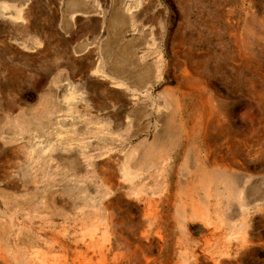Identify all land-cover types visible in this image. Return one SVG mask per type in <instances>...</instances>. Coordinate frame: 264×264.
<instances>
[{
  "label": "rangeland",
  "instance_id": "rangeland-1",
  "mask_svg": "<svg viewBox=\"0 0 264 264\" xmlns=\"http://www.w3.org/2000/svg\"><path fill=\"white\" fill-rule=\"evenodd\" d=\"M72 1L29 0L26 23L9 18L13 9L6 17L0 15V180L26 177L32 188L31 156L23 149L36 142L52 143L84 162V154L102 150L108 143L123 151L145 136L153 140L158 109L168 114V103L178 98L186 110L198 109V116L209 104L211 113H207L212 115L202 123L197 116L189 124L195 126V133L182 144L179 166L187 164L192 169L197 158L210 167L207 157L233 155L234 175L260 185L264 193V0H78L83 11L72 7ZM134 4H139L132 12L137 30L130 24L120 27L123 37L111 51L114 66L118 54L125 52L120 65L126 79L123 84L140 89L144 73L153 70L159 54L165 67L163 81L138 100L125 87L115 85L120 78L114 81L97 72L104 56L102 45L113 31L112 11L119 7L122 12ZM145 109L152 113L149 131L145 130L150 120ZM17 121L27 130L22 145L15 136ZM111 121L117 126L116 135L109 132ZM59 166L60 192L65 197L78 194L66 189L75 187L69 179L74 176L71 167ZM118 166L122 174L123 166ZM133 171L135 186L149 181L143 169ZM125 182L122 179L124 187ZM147 185L154 187L152 180ZM198 196L203 193L199 191ZM145 199L142 192H124L118 203L122 264H185L181 253L187 243L179 241L178 229L166 247L155 233L148 234ZM241 204V199L234 200L231 211L238 214L230 223L224 215L214 217L212 226L201 220L190 223L197 242L196 264H264V197L248 213H243ZM172 212L176 213L175 208ZM244 218L248 227L241 230Z\"/></svg>",
  "mask_w": 264,
  "mask_h": 264
},
{
  "label": "bare ground",
  "instance_id": "bare-ground-1",
  "mask_svg": "<svg viewBox=\"0 0 264 264\" xmlns=\"http://www.w3.org/2000/svg\"><path fill=\"white\" fill-rule=\"evenodd\" d=\"M7 1L1 0L0 15L6 17L7 11L13 9L9 18L26 23L29 0H20L18 4ZM70 5L83 11V5L78 0H73ZM138 7L139 4L126 5L122 12L119 7L112 11L110 31H113L108 32V40L102 45L104 56L97 72L114 81L120 78L121 82L115 83L118 87H125L123 80L126 79L121 76L120 65L124 63L127 54H118L115 59L117 66H114L111 51L117 47L122 36L121 26L130 24L133 30H137L136 18L132 12ZM124 14L131 16L126 18ZM158 61L148 75L144 73L143 89L129 85L125 87L133 94L134 100H138L139 95H148L153 84L163 81L165 67L162 66V54H159ZM167 91L165 90V94L171 95ZM69 100L72 101V98ZM208 105H205L201 116H198V109L194 106L190 112V109H185L181 99L172 98L168 103V114L161 112L164 109H158L160 116L153 140L145 136L139 143L123 151L119 146L108 143L102 150L92 149L90 153L84 154V162H79L77 156L70 155L68 150L59 149L52 143L42 146L36 142L30 149H23L30 152L31 156L28 176L32 188L27 186L29 181L26 177L19 181L0 180V264H122L118 203L123 201L124 192L144 193L148 234L155 233L163 242V247H166V244L169 245V237H174V229H178L179 241L187 243V250L182 249L181 253L185 264L192 260L196 264L199 256L194 249L197 242L192 239L189 231L191 222L201 220L212 226L216 222L214 217L224 215V219L230 223L238 214L231 211L235 199H241V209L244 210L243 213H248L264 197L260 185L248 184L245 177L234 175L232 162L236 159L233 155L232 158L225 155L207 157L209 167L197 158L195 160L193 154L191 157L195 160V165L192 169L187 164L179 166L182 144L188 142L191 134L195 133V126L190 127L189 124L197 116L200 123L203 119L212 118ZM208 110L210 113H207ZM67 111H72L71 105ZM145 113L150 118L145 126V130L149 131L152 113L146 109ZM110 124L109 132L116 135L117 126L112 121ZM22 125L19 123L16 126L18 133L15 134L20 145L26 143L27 130ZM7 133L11 135L9 131ZM245 138L243 135L241 144L245 142ZM11 151L17 152L15 149ZM60 163H67L71 167V173H74L69 179L75 187L66 189L76 190L78 194L65 197L60 192L57 181ZM121 164L122 174L118 166ZM135 167L143 169L149 177V181L141 186L133 184L137 176L133 171ZM43 172L45 175L40 178ZM122 179L126 181L125 187L121 185ZM151 180L154 187L147 188ZM39 182L46 186L42 188ZM199 191L203 193L202 197L198 196ZM174 208L175 214L172 212ZM246 220L241 225V230L248 227Z\"/></svg>",
  "mask_w": 264,
  "mask_h": 264
}]
</instances>
